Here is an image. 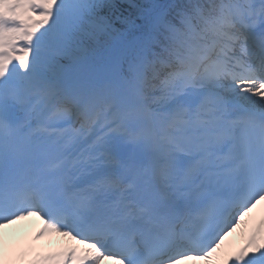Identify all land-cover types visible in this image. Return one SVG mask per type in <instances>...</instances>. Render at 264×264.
Returning a JSON list of instances; mask_svg holds the SVG:
<instances>
[{
  "label": "snow or ice",
  "instance_id": "1",
  "mask_svg": "<svg viewBox=\"0 0 264 264\" xmlns=\"http://www.w3.org/2000/svg\"><path fill=\"white\" fill-rule=\"evenodd\" d=\"M257 206L264 0H0V228L87 247L37 264H221Z\"/></svg>",
  "mask_w": 264,
  "mask_h": 264
},
{
  "label": "bare ground",
  "instance_id": "2",
  "mask_svg": "<svg viewBox=\"0 0 264 264\" xmlns=\"http://www.w3.org/2000/svg\"><path fill=\"white\" fill-rule=\"evenodd\" d=\"M24 221H25V219L24 220H21L20 222H24ZM29 237H30V231L27 230V232H25L24 234H22L18 239H20V240H22V239L23 240H28ZM222 248H227V245H223Z\"/></svg>",
  "mask_w": 264,
  "mask_h": 264
}]
</instances>
